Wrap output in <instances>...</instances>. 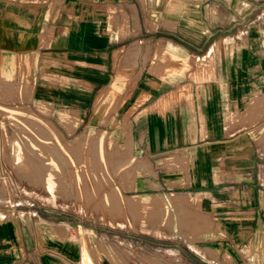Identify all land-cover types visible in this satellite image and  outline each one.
<instances>
[{
	"label": "crops",
	"instance_id": "obj_1",
	"mask_svg": "<svg viewBox=\"0 0 264 264\" xmlns=\"http://www.w3.org/2000/svg\"><path fill=\"white\" fill-rule=\"evenodd\" d=\"M182 58H209L208 69ZM132 64L142 66L126 104L135 147L184 177L188 191L170 199L192 202L174 228L201 260L158 250L186 264H264V0H0L1 73L33 65L35 98L46 84L54 106L86 113L119 76L133 79ZM0 209V264H100L80 238L101 237L97 227ZM206 230L209 258L193 247ZM121 246L109 264L147 262Z\"/></svg>",
	"mask_w": 264,
	"mask_h": 264
},
{
	"label": "rangeland",
	"instance_id": "obj_2",
	"mask_svg": "<svg viewBox=\"0 0 264 264\" xmlns=\"http://www.w3.org/2000/svg\"><path fill=\"white\" fill-rule=\"evenodd\" d=\"M154 56L163 55L156 52ZM194 60L182 58L181 64L187 68L188 64H205L204 70L208 69L209 58L202 63ZM17 66L20 73L15 77L11 66L2 67V73L0 70V182L6 183L9 192L7 198L0 196V208L13 214L17 211L23 220L26 216L39 217L28 209L47 208L56 218L68 216L83 225L97 227L101 237H94L87 229L88 235L84 233L80 238L85 244L89 238L90 249L97 252L100 264H109L107 258L116 260L114 252L124 242L133 244L130 253L139 263L147 259L145 264H186V260L164 256L165 252L158 250L168 247L167 251L173 252L177 245L199 262L200 257L187 248L186 239L176 237L174 228V218L185 216L181 204L192 202L190 197H184L176 207L175 199H170L173 192L188 191L183 185L184 177L173 173L163 162L158 168L157 159L149 157L154 167L135 147L129 118L132 108L126 111V107L131 103L142 66L132 64L133 79H122L126 83H121L119 76V83L107 86L98 100L90 102L86 113L77 106H54L46 84L38 86L46 93H38L39 98H35L33 65ZM184 169L187 171L188 164ZM153 174L159 176L153 179ZM22 178L29 188L21 185ZM136 182L142 185L134 187ZM179 183L182 186L174 185ZM39 187L48 192V198L36 192ZM29 224L33 227L31 221ZM141 225L146 228L141 229ZM163 229L173 233L167 234ZM197 236L201 241L193 247L209 258V232ZM225 257L220 258V264H233L224 261Z\"/></svg>",
	"mask_w": 264,
	"mask_h": 264
},
{
	"label": "bare ground",
	"instance_id": "obj_3",
	"mask_svg": "<svg viewBox=\"0 0 264 264\" xmlns=\"http://www.w3.org/2000/svg\"><path fill=\"white\" fill-rule=\"evenodd\" d=\"M15 173V172H14ZM23 179V178H22ZM24 180V179H23ZM21 184V183H20ZM23 187H27V188H29V185H28V183H27V180H24V182L22 181V184H21ZM32 188V187H31ZM35 190V189H34ZM36 192H38L40 195H42V196H44L45 198H48V192L44 189V188H41V187H39V188H37L36 189ZM8 195H9V192H8V188H7V186H6V183L5 182H0V196L1 197H3V198H7L8 197ZM51 197V196H50ZM61 198V197H60ZM60 200V199H59ZM65 200V199H64ZM67 200V199H66ZM57 201H58V199H57ZM61 201V200H60ZM71 201V200H70ZM68 204V203H67ZM110 216H108V218H109ZM122 222H124L123 220H122ZM126 222H124V224H125ZM127 225V224H126ZM125 226V225H124ZM141 227V229H145L146 227L145 226H143V225H141L140 226ZM165 232H167V234H171V233H173V231L171 230V229H163ZM69 234V233H68ZM168 236H170V235H168ZM173 237V236H172ZM208 253V252H207ZM214 256V255H213Z\"/></svg>",
	"mask_w": 264,
	"mask_h": 264
}]
</instances>
